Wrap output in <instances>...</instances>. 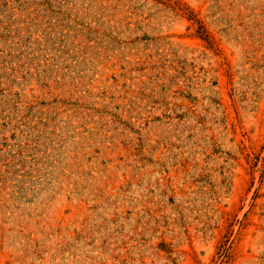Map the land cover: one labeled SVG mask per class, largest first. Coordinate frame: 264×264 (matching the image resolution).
<instances>
[{
  "label": "rangeland",
  "instance_id": "1",
  "mask_svg": "<svg viewBox=\"0 0 264 264\" xmlns=\"http://www.w3.org/2000/svg\"><path fill=\"white\" fill-rule=\"evenodd\" d=\"M0 264H264V0H0Z\"/></svg>",
  "mask_w": 264,
  "mask_h": 264
}]
</instances>
